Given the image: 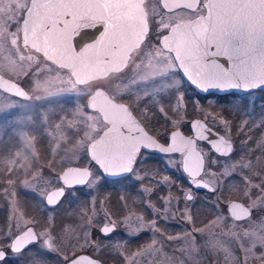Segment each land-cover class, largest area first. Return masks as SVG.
I'll return each mask as SVG.
<instances>
[{
  "label": "rangeland",
  "instance_id": "obj_1",
  "mask_svg": "<svg viewBox=\"0 0 264 264\" xmlns=\"http://www.w3.org/2000/svg\"><path fill=\"white\" fill-rule=\"evenodd\" d=\"M26 2L0 0V74L18 83L25 80L30 94L29 101H22L0 93V179H6L0 180V187H9L1 199L7 192H17L14 177H19L22 191L41 198L58 184L57 173L63 167H89L85 188L72 191L79 193L74 208L79 219L87 217L90 207L93 224H116L111 237L103 240L96 235L94 247L97 254H109L113 264L117 257L121 264H264V97L203 96L191 91L171 57L152 45V38L130 55L122 71L78 86L69 72L21 44L20 31L12 25L22 19ZM181 13L161 14L160 25ZM97 87L112 99L130 103L154 131L170 125L166 133L179 129L189 136L188 124L197 118L234 143V153L227 159L217 158L203 143L196 145L205 159L202 177L215 188L214 195L200 201L203 206L185 200L180 180L178 188L172 185L170 177H184L181 156L142 155L128 177L110 184L121 191L112 195L111 208L98 198L101 176L89 165L86 147L107 125L82 105ZM161 113L172 119L170 124ZM145 183L156 189L170 186L174 194L147 202L145 210L136 213L133 209L142 204L139 198L150 192ZM131 194L132 199L125 198ZM230 200L251 209V217L232 221L226 210ZM119 208H124L121 221L110 213ZM157 217L163 221L157 222ZM82 225L78 220L80 250L92 227L86 224L82 230Z\"/></svg>",
  "mask_w": 264,
  "mask_h": 264
},
{
  "label": "water",
  "instance_id": "obj_2",
  "mask_svg": "<svg viewBox=\"0 0 264 264\" xmlns=\"http://www.w3.org/2000/svg\"><path fill=\"white\" fill-rule=\"evenodd\" d=\"M71 1L31 0L21 22L23 44L57 68L67 70L76 85L121 71L129 55L147 37L143 0H94L95 12L105 15L96 19L94 32L89 35L75 32L73 9L67 5ZM162 4L181 6L177 0H162ZM204 9V15L172 25L160 39L161 48L172 55L182 77L200 95L264 93V0H207ZM0 92L30 99L21 85L1 74ZM86 107L89 112L99 113L107 125L87 145L86 154L109 180L127 177L141 151L182 155L181 170L188 177V184L211 193L213 187L200 179L204 157L196 143H205L220 157L233 152L230 140L197 118L189 123L191 136L175 129L163 144L147 133L127 105L115 102L100 88L88 97ZM90 176L87 167L64 168L59 174L62 187L47 192L46 204L56 205L65 188H82ZM226 210L235 221L251 215L248 207L234 200ZM113 228L114 225H107L102 231Z\"/></svg>",
  "mask_w": 264,
  "mask_h": 264
},
{
  "label": "flooded vegetation",
  "instance_id": "obj_3",
  "mask_svg": "<svg viewBox=\"0 0 264 264\" xmlns=\"http://www.w3.org/2000/svg\"><path fill=\"white\" fill-rule=\"evenodd\" d=\"M177 1L179 2V4H181V6L177 8H172L171 5L162 4V0H143L141 4L142 11L145 14L146 23H147V37L145 41H147L150 38L155 40V42L151 40L148 41H151L152 45L155 48H158L162 53L170 56L171 59H172L171 54L167 53L160 47L159 42L161 37H163L165 34L169 32L172 25L176 23L189 21L195 19L198 16L203 15L204 4L206 2V0H177ZM30 2L31 0H27L26 2V7L22 12V19L19 20V22H13L12 25V29L13 28L19 29L20 37H21V22L24 19V15L27 9L29 8ZM67 5L71 6V8L73 9L72 19L74 21L75 32H78L77 33L78 35H84V34L89 35L90 32L93 33L96 19L100 20L105 15V12H103V15L95 12L94 0H72L71 3ZM176 12H183V13L177 15L178 17L167 18L166 20H164L166 24L160 25L159 21H161L160 20L162 17L161 14L171 15ZM184 13L185 15L186 14H189V16L191 15V17H187V18L184 17ZM99 23L100 22H98V24ZM21 44L24 47L29 48L28 46L23 44V41ZM257 94L258 95L260 94L264 97V95L261 94L260 92H258ZM245 96L246 95L242 97ZM221 97H225V96H221ZM115 101L118 103L126 104L130 109V111L132 112V114L138 119V121L147 131V133L155 137L159 142L163 144L167 143L168 136L171 131H169L168 133H166V131L169 129L170 125L168 126L164 125V127L160 131H154L155 127L151 129L150 126H148L146 120L144 119L146 117L143 118L130 103L118 101V100ZM161 115L164 116L163 118L159 116L161 119H163V121H165L168 118V117L166 118V115L162 113ZM168 119H169L168 123L170 124V121L172 119L171 118ZM205 123L208 127L215 130L206 121ZM188 128H189V124H188ZM233 147H234V143H233ZM142 155H147L150 157L181 156V155H161V154L147 153L141 151L137 161L140 159ZM215 156L219 159L228 158V157L226 158L220 157L217 155ZM64 168L65 167H63L57 173L58 184L47 190L41 198H37L38 196H36V194L34 193L31 194L29 192L22 191L23 188H21V182L19 180V177L12 178L16 180L15 182L17 183L16 185L17 192L15 191V193H8V192L5 193L4 195L5 199H1V196H3L4 190L7 191L9 190V187L8 189L0 187V254L6 253L5 259L0 261V264H113L112 261H109V254L107 253L101 255L97 254L94 252V247L98 242L96 241V235L101 237V239L103 240L111 237L113 233H115L116 231L117 228L116 224L114 222L101 223L100 225H98L97 223L93 224L94 219L91 216V212L93 209L90 207L87 210V217H82L83 219L82 218L79 219L78 212L74 208L77 200L79 201L78 199L79 193L78 192L72 193V191L80 190L79 188L76 187L65 188L61 199L58 201V203H56V205L48 206L46 204L45 197L47 192L52 189L62 187L59 181V174ZM156 179L159 178L157 177L154 180ZM170 179H172V185H174L177 188H178L177 186L178 180H180L181 184L184 185L186 189V193L184 196L185 200L188 202L193 201L192 203L196 204L197 206H203L201 204L202 202L200 201H204L206 195L212 196L215 193V188L214 191L211 193L205 190L192 188L188 184V177L185 175L184 177H179V178L170 177ZM200 179L208 183L202 177V175L200 176ZM0 180L6 181L4 177H2V179ZM7 182L9 183L10 180H7ZM145 185L146 187L149 188L150 192L147 193L148 195L146 198H139L140 201H142V204H140V207L137 208L136 210L133 209V211L136 213L143 212L145 210L144 206H146L147 202H155L158 201V199L162 201V199L166 197L168 194L170 193L171 195L174 194L170 186L156 189L153 188L150 184L145 183ZM174 186H172V189ZM74 196H76V198H74ZM134 196L135 195L133 194H131L130 197L125 195V198L129 200L132 199ZM194 200L198 202H195ZM110 210H111L110 213L115 214L114 217L117 218L116 220L121 221V218L123 217L122 211L124 210V208H121V210L120 208L118 210H114V209H110ZM250 211L252 215L253 214L252 210L250 209ZM146 216H148V212L146 213ZM156 219L157 222L159 220L161 222L163 221L162 218L158 220L157 217ZM78 220H80V222L82 220L84 224L82 225V230H85L86 224L88 226H92L89 232L87 245L85 248L81 247L83 248L81 250L79 249L80 247L79 238H78L79 234H77L76 232ZM232 221L238 222L235 220ZM166 223L168 225L170 224V222H166ZM94 225H98V227L95 229ZM107 225H114L113 230L109 232H107L106 230L102 231V227ZM104 233H107V235H105ZM11 246H15L18 249V251L13 252ZM116 260L117 261L114 264H121L118 257Z\"/></svg>",
  "mask_w": 264,
  "mask_h": 264
},
{
  "label": "trees",
  "instance_id": "obj_4",
  "mask_svg": "<svg viewBox=\"0 0 264 264\" xmlns=\"http://www.w3.org/2000/svg\"><path fill=\"white\" fill-rule=\"evenodd\" d=\"M24 82H25V80L23 82H21V83H22V86L24 88H26L24 86ZM40 155H41L42 162L48 164V162H49L48 161V157L44 158L41 152H40ZM54 164H55V160L51 161V163H50L49 166H51L53 168V167H55ZM89 165L92 166L90 162H89ZM92 168L95 169L94 166H92ZM122 180H124V179L117 180L118 182H114V181H110V180H107V179H104V178L101 177V182L102 183L98 187L97 195H98V198L104 199L105 204L107 205V207H109V205H111V202H112V199H113V196L112 195H114V194H120V192H121L117 188H115L114 186H111L110 184H114L115 185V183H119ZM113 188H115V189H113ZM109 208H111V207H109Z\"/></svg>",
  "mask_w": 264,
  "mask_h": 264
},
{
  "label": "snow or ice",
  "instance_id": "obj_5",
  "mask_svg": "<svg viewBox=\"0 0 264 264\" xmlns=\"http://www.w3.org/2000/svg\"><path fill=\"white\" fill-rule=\"evenodd\" d=\"M203 91H207V89H202ZM149 151H152V149H149ZM164 151H168L167 149H165ZM197 187H199V186H197ZM105 235H107V233H104ZM29 243H31V242H29ZM25 246H27V245H25ZM12 247V251L13 252H17L18 251V249L15 247V246H11ZM5 256H6V253H4V254H0V261H2V260H4L5 259Z\"/></svg>",
  "mask_w": 264,
  "mask_h": 264
}]
</instances>
